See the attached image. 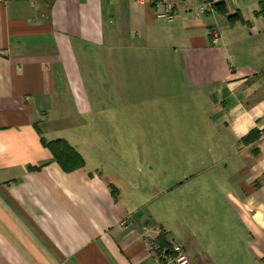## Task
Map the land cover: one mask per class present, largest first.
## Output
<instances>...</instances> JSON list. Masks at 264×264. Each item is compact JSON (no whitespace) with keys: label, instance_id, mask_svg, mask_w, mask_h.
I'll return each mask as SVG.
<instances>
[{"label":"crops","instance_id":"1","mask_svg":"<svg viewBox=\"0 0 264 264\" xmlns=\"http://www.w3.org/2000/svg\"><path fill=\"white\" fill-rule=\"evenodd\" d=\"M262 1L202 15L204 0H180L162 23L141 0H0V264H158L144 228L176 243V206L238 219L234 236L185 250L192 264H264ZM187 94L204 124L171 140ZM58 140L82 168L60 166ZM188 145L195 158L170 152Z\"/></svg>","mask_w":264,"mask_h":264},{"label":"rangeland","instance_id":"2","mask_svg":"<svg viewBox=\"0 0 264 264\" xmlns=\"http://www.w3.org/2000/svg\"><path fill=\"white\" fill-rule=\"evenodd\" d=\"M174 99L175 97L172 96V104ZM194 101V96L187 94L185 106L181 105L180 110H175L172 107L170 132L163 131L164 134L170 135L171 140L185 138L189 142L197 137L198 132L194 131L193 126L199 123L204 124L207 109L196 110ZM178 111L179 116L176 114ZM181 124L187 125L185 129L180 126ZM181 150H185V156L195 158V148L189 147V145L185 148L171 147L170 152L173 154L174 151L179 152ZM170 181H175L173 174ZM175 193L168 195L172 205L176 201L173 198H178L177 193ZM165 218L167 219L166 227L169 231L170 240L180 245H186L185 250L189 254H192L194 250L192 246L195 243L201 242L205 249L210 250L212 239L217 236H234L238 228V219L227 206H176L165 215ZM217 242L219 246L222 245V241L217 240ZM239 245L242 247L241 242Z\"/></svg>","mask_w":264,"mask_h":264},{"label":"built area","instance_id":"3","mask_svg":"<svg viewBox=\"0 0 264 264\" xmlns=\"http://www.w3.org/2000/svg\"><path fill=\"white\" fill-rule=\"evenodd\" d=\"M180 0H141L142 3L149 6L155 12V18L162 23H172L175 20V8ZM214 4L211 0H204L203 4L198 8L200 14L214 12ZM221 32L214 28L210 33L212 45H218L221 40ZM162 230L156 231V236L163 235ZM148 228H144L143 242L146 249L153 256L158 264H192L185 253L182 245L177 243H169L162 246L157 240L150 237Z\"/></svg>","mask_w":264,"mask_h":264},{"label":"trees","instance_id":"4","mask_svg":"<svg viewBox=\"0 0 264 264\" xmlns=\"http://www.w3.org/2000/svg\"><path fill=\"white\" fill-rule=\"evenodd\" d=\"M219 7L220 5H214L216 10ZM260 13L262 16H264V1L260 3ZM231 20L232 19L230 18V21ZM46 146L66 172H72L83 167L84 161L82 157L72 147H70L67 142L58 140L51 142ZM160 243L162 246L166 245V242L162 240H160Z\"/></svg>","mask_w":264,"mask_h":264}]
</instances>
